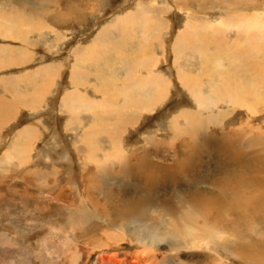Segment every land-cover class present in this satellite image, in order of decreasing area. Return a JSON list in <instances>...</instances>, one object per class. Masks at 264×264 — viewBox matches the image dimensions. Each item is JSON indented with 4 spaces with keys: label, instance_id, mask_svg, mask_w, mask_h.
<instances>
[{
    "label": "rangeland",
    "instance_id": "obj_1",
    "mask_svg": "<svg viewBox=\"0 0 264 264\" xmlns=\"http://www.w3.org/2000/svg\"><path fill=\"white\" fill-rule=\"evenodd\" d=\"M250 18L264 23V0H0V99L19 100L0 116V264H264L253 204L196 208L237 168L236 143L264 184V33L248 40ZM102 36L131 54L105 61L109 88L89 67ZM134 85L105 103L104 87ZM71 92L88 98L74 113Z\"/></svg>",
    "mask_w": 264,
    "mask_h": 264
},
{
    "label": "bare ground",
    "instance_id": "obj_2",
    "mask_svg": "<svg viewBox=\"0 0 264 264\" xmlns=\"http://www.w3.org/2000/svg\"><path fill=\"white\" fill-rule=\"evenodd\" d=\"M133 16V15H132ZM125 18V17H124ZM134 18V17H133ZM124 20V19H123ZM135 20H136V18H135ZM121 20H119V22H120ZM133 21H134V19H133ZM229 21H231V20H229ZM228 23V22H227ZM230 23V22H229ZM222 24H223V22H222ZM231 24V23H230ZM220 25V24H219ZM225 25V24H224ZM138 27H139V25H137ZM239 27H240V29L242 30V32H244V33H247L248 34V40H252L253 39V37L254 36H252L251 35V33L250 32H254V33H261V32H263L264 33V23H262L260 20H258V19H249L247 22H246V24H240L239 25ZM225 28V27H224ZM185 32V31H184ZM240 32V31H239ZM262 33V34H263ZM242 34V33H241ZM103 37V39L104 40H106L105 38H104V36H102ZM258 37V36H257ZM264 37V36H263ZM109 38V37H108ZM102 39V40H103ZM260 39V38H259ZM98 40H101V37H100V39H98ZM100 42V41H99ZM104 42V41H103ZM122 42V41H121ZM218 42V41H217ZM106 42H104V44H105ZM96 44V43H95ZM102 44V43H101ZM103 44V45H104ZM107 44V43H106ZM105 44V45H106ZM110 44L111 43H108V45L110 46ZM101 46L102 48L103 47H105V45L104 46ZM220 45V44H219ZM95 46V45H94ZM97 46H99V45H97ZM107 46V45H106ZM114 46V45H113ZM112 46V47H113ZM215 46V45H214ZM229 46V45H228ZM93 47V46H92ZM100 47V46H99ZM100 47V48H101ZM133 47H134V45H133ZM109 48V47H108ZM113 48H118V49H120L121 51H122V46L121 45H119V44H116V46L115 47H113ZM175 48H177V47H175ZM180 48V47H179ZM223 48V47H222ZM94 49H96V48H94ZM110 49H111V47H110ZM114 49V50H115ZM216 49V48H215ZM109 50V49H108ZM119 50V53H121V51ZM184 50V49H183ZM221 50V49H220ZM111 51H113V50H111ZM214 51V50H213ZM77 52V51H76ZM108 52V51H107ZM182 52V51H181ZM223 52V51H222ZM225 52V51H224ZM228 52V51H227ZM125 53H127V52H125ZM124 53V54H125ZM178 53H180V51L178 52ZM183 53V52H182ZM181 53V54H182ZM215 53H216V51H215ZM90 54V53H89ZM95 54V53H94ZM111 54H114V52L112 53L111 52ZM124 54H122V55H124ZM209 54V53H208ZM77 55H79V52L77 53ZM92 55V58L94 57L93 56V54H91ZM128 55V54H127ZM226 55V54H225ZM183 56V55H182ZM214 56V55H213ZM247 56H249V54H247ZM78 57V56H77ZM85 57V56H84ZM83 57V58H84ZM99 57H103V56H99ZM120 57H121V55H120ZM123 57V56H122ZM125 57V56H124ZM80 58V57H79ZM86 58V57H85ZM87 58H88V56H87ZM91 59V58H90ZM201 59V58H200ZM212 59V58H211ZM248 59H250V56L248 57ZM80 60V59H79ZM95 60V59H94ZM112 60H114V59H112ZM118 60H124V59H118ZM202 60V59H201ZM204 60V59H203ZM217 61L219 60V58L218 59H216ZM96 61V60H95ZM125 61V60H124ZM213 61H215V60H213ZM98 63H99V61H97ZM96 62V63H97ZM221 62H222V60H221ZM127 63V62H126ZM213 62H211V64H212ZM254 62H251V64H253ZM82 64V63H81ZM207 64V63H206ZM213 64H216V62L215 63H213ZM250 64V65H251ZM94 67V66H93ZM99 67V66H98ZM102 67V66H101ZM207 67V66H206ZM210 67V66H209ZM208 68V67H207ZM198 69H200V67L198 68ZM215 69V68H214ZM235 69V68H234ZM92 70V69H91ZM102 70V69H101ZM211 70V69H210ZM104 71V70H103ZM200 71V70H199ZM208 71V70H207ZM215 70H213L212 72H214ZM95 72V71H94ZM96 73V72H95ZM105 73V72H104ZM108 74V73H107ZM212 74V73H211ZM204 75V74H203ZM217 75V74H216ZM215 75V76H216ZM102 76H104V75H102ZM160 76V75H159ZM184 76H186V75H184ZM210 76V75H209ZM231 76H232V74H231ZM206 77H207V75H206ZM214 77V76H213ZM228 77V81L227 80H225L224 78H222V85H225L226 83H228V85H231V83H232V78L231 77H229V76H227ZM185 79V78H184ZM197 80H199L198 78H197ZM213 80V79H212ZM215 80V79H214ZM155 81V80H154ZM160 81V80H159ZM183 81V80H182ZM210 81V80H209ZM107 82V81H106ZM161 82V81H160ZM162 82H163V80H162ZM187 83H188V81H186ZM203 82V81H202ZM158 83V82H157ZM184 83V82H183ZM190 83V82H189ZM108 85H110L109 84V82L107 83ZM153 84V83H152ZM154 84H155V82H154ZM159 84V83H158ZM185 84V83H184ZM198 84V82L196 81V84H194L193 83V86H195L196 85V87L198 86L197 85ZM212 87H213V85L212 84H210ZM218 85V84H217ZM129 86V85H128ZM128 86H125L124 88H122L120 91L121 92H131V93H138V92H140V89L136 86V85H134V86H132L131 88H128ZM155 86V85H154ZM159 86V85H158ZM167 86V85H166ZM233 86V85H232ZM245 86V85H244ZM107 87V86H106ZM196 87L194 88V94H200V93H198L197 92V90H196ZM203 87V86H202ZM217 87V86H216ZM216 87L215 88H211V90H210V92H211V94H213L214 92H215V89H216ZM256 87H257V83L256 82H252L250 85H248V87H247V89H245V90H247V91H245L244 93H245V95L248 97L251 93H255V90H256ZM153 88V87H152ZM157 88V86L155 87V89ZM159 89V88H158ZM152 90H154V89H152ZM160 90V89H159ZM158 90V91H159ZM191 90V89H190ZM201 90H203V89H201ZM114 91V90H113ZM157 91V90H156ZM161 91L162 90H160L159 91V93H161ZM206 91V90H205ZM106 92H109V91H107L106 90V88H103V95H104V93H106ZM152 92H154V91H152ZM233 92V91H232ZM238 92H240L241 93V91H239L238 90ZM76 93V95H69L68 97H65V102H64V105L65 106H69V105H71V104H73L74 102H76V101H78V100H80V101H82L83 100V102H86L87 100H88V98H86V97H82L81 96V94H78L77 95V92H75ZM97 93V92H96ZM111 93H112V91H111ZM114 93V92H113ZM193 94V93H192ZM207 94V93H206ZM137 95H140V94H137ZM155 95V94H154ZM162 95V94H161ZM109 96H111V95H109ZM194 97V96H193ZM115 98V97H114ZM156 98H157V95H156ZM203 98V97H202ZM255 98H256V93H255ZM70 99H72V100H75L74 102H71L70 101ZM158 99V98H157ZM98 100V99H97ZM106 100V99H105ZM99 101H101V100H99ZM195 101V100H194ZM129 102V101H128ZM202 102V101H201ZM81 103V102H80ZM82 104V103H81ZM199 104V103H198ZM77 105H79V104H77ZM84 104H82V106H83ZM197 105V104H196ZM200 105V104H199ZM82 106H80V107H82ZM204 106V105H203ZM76 108V110H77V107H75V106H73V105H71L70 106V108L72 109V108ZM202 107V106H201ZM68 108V107H67ZM206 108V107H205ZM70 110V109H69ZM201 110V109H200ZM206 111V110H205ZM181 116V115H180ZM183 116V115H182ZM186 118V117H185ZM79 121V120H78ZM99 122V121H98ZM81 123V122H80ZM103 123V122H102ZM117 123V122H116ZM97 133V132H96ZM100 134V133H99ZM111 134V133H110ZM92 135V134H91ZM95 134L93 133V136H94ZM86 136V135H85ZM96 136V135H95ZM99 136V135H98ZM88 137V136H87ZM94 138V137H93ZM95 139V138H94ZM93 139V140H94ZM115 146H116V144H115ZM118 148V147H117ZM239 148H240V145L238 144V143H236V144H234V146H233V151H235V152H240V153H237V154H235V156H234V158H235V162L236 161H238V165H237V168L235 169V170H232V172H228L227 171V169L225 170H223V171H221L220 173H219V175H218V177H217V179H215V180H212V183H210L211 185V188H210V186L208 187V188H210V189H205V190H207V192H204V193H201V194H199V195H201V198H199V199H197L196 200V203L197 204H199V205H196V208L197 209H201V207L202 206H204V207H208L209 208V210H208V214L210 215L211 213H212V215L216 218H218V216H222V215H224V217H226V210L228 211V210H230V209H232V210H235V209H238V211H246V210H248L249 208H250V206L253 204V206H251L252 207V211L250 212V217L251 216H256L257 218H258V214H262L263 216H264V184H262V183H259L258 181H257V179L255 178V177H253L252 176V174H251V172L243 165L242 166V164L240 163V162H242V154H241V151L239 150ZM117 151V150H116ZM89 155V154H88ZM92 155V154H91ZM98 157V156H97ZM123 157H125V155L123 156ZM87 158V157H86ZM94 158V157H93ZM114 158V157H113ZM97 159V158H96ZM95 159V160H96ZM88 160V159H87ZM88 162H90V160L88 161ZM88 164V163H87ZM86 164V165H87ZM93 164V163H92ZM85 165V166H86ZM97 165V164H96ZM231 166H232V164H231ZM231 166H229V168L230 169H232L231 168ZM264 168V166L262 165V169ZM90 170V169H89ZM157 172H164V171H157ZM92 173H94V172H92ZM263 173H264V171H263ZM172 175L174 176V173H172ZM172 175H169V176H172ZM143 178H142V180L143 179H147L148 178V176L147 175H145L144 173H143ZM155 177V176H154ZM158 177V176H157ZM208 177H209V175H208ZM169 178V177H168ZM202 178H204V177H202ZM216 178V177H215ZM208 179H210V178H208ZM208 179H206V180H208ZM212 179H213V177H212ZM96 180V179H95ZM211 180V179H210ZM262 180H264V179H262ZM95 182V181H94ZM148 182H150V179L148 180ZM96 184V183H95ZM159 185H160V183H159ZM223 185H225V186H227V187H222ZM217 186H219V188H215V187H217ZM94 187V186H93ZM149 186L147 185V188H148ZM162 187V186H161ZM90 188H91V186H90ZM214 188V189H213ZM149 189H150V187H149ZM152 191V190H151ZM156 191V190H155ZM259 191H261V193L258 195L257 193L259 192ZM113 193V192H112ZM149 197V196H148ZM246 197H248V201H246ZM132 201V199L130 198V199H128V202L130 203ZM148 202V200L146 199V198H139V202L137 203V204H133L132 203V205H133V208L131 209V210H129V213H128V211L127 212H125V214H127L128 216H133V217H138V215H137V211H134L136 208H139V209H141L142 208V206H141V204H143V203H147ZM111 203V202H110ZM230 212V211H229ZM241 213H243V212H241ZM143 214V213H142ZM249 214V213H248ZM141 215V214H140ZM144 215V214H143ZM141 217H142V215H141ZM247 217H248V215H247ZM227 218V217H226ZM242 218V217H241ZM241 218L239 219L240 221H241ZM245 219V218H244ZM247 219V218H246ZM226 220V219H225ZM218 223L220 224V222H219V220H218ZM262 248V247H261Z\"/></svg>",
    "mask_w": 264,
    "mask_h": 264
},
{
    "label": "crops",
    "instance_id": "obj_3",
    "mask_svg": "<svg viewBox=\"0 0 264 264\" xmlns=\"http://www.w3.org/2000/svg\"><path fill=\"white\" fill-rule=\"evenodd\" d=\"M105 38V37H104ZM98 39H100V38H98ZM103 39V37H101V40H97V41H95V43H94V45H93V47H92V50H93V58L90 60V63H89V67L91 68V69H93V71H95L94 73H95V75L97 76V77H100L101 79H102V81H103V84L105 85V86H107V88H109V85L107 84L108 82H110L109 80H107V78H105V73L107 72V71H109L110 69H108L110 66H109V64L110 63H107V62H105L106 60H110L111 58H116V59H126L128 56H130V55H127V53H125V52H127L126 50V47H122L123 49H122V51L120 50V49H118V48H113V47H115L116 46V44H113V43H111L110 44V46L108 45V43L106 42V40H102ZM100 41V42H99ZM106 42L105 44L107 45H105L104 44V42ZM102 43V44H101ZM105 45V47H101L102 45ZM97 45H99V46H97ZM103 45V46H104ZM114 45V46H113ZM120 45V44H119ZM113 46V47H112ZM109 47V48H108ZM110 47H111V49H110ZM94 48H96V49H94ZM109 49V50H108ZM115 49V50H114ZM111 50H113V51H111ZM119 50L121 51V53H119ZM108 51V52H107ZM79 52V51H78ZM111 52L113 53L114 52V54H111ZM95 53V54H94ZM125 53V54H124ZM122 54H124V55H122ZM120 55H121V57H120ZM99 56H103V57H99ZM123 56V57H122ZM125 56V57H124ZM96 61H95V60ZM1 60V59H0ZM7 60L8 59H4V60H2V65L3 64H5L6 62H7ZM97 61H99V63L97 62ZM97 62V63H96ZM2 65H1V67H2ZM94 66V67H93ZM99 66V67H98ZM102 66V67H101ZM102 69V70H101ZM104 70V71H103ZM105 72V73H104ZM108 73V75H109V72H107ZM102 75H104V76H102ZM4 78V77H3ZM107 81V82H106ZM130 84H132V83H129V85ZM125 87V86H124ZM123 87V88H124ZM105 88V87H104ZM114 90V91H113ZM112 90V93H111V91H109V92H106V93H104V96H105V103H107V104H109L110 102H111V98H113L114 100H115V98H116V96L117 95H119V91L121 90V89H113ZM102 91V93H103V89L101 90ZM114 92V93H113ZM121 92V91H120ZM121 94H128L129 95V97L131 96V92H121ZM69 95H76V93L75 92H71V93H69V94H67L65 97H68ZM109 95H111V96H109ZM115 97V98H114ZM128 97V99H130ZM13 100L11 101L12 103H8V104H6V101L5 102H3V100H4V98H2V99H0V102H3V103H1V105H0V116H1V111L2 110H4L5 112H9L8 111V109H7V107H10V106H12V104H17V103H19V100L17 99V97L13 94ZM127 99V100H128ZM129 103V102H128ZM21 105V104H20ZM13 107V106H12ZM13 109L15 110V106L13 107ZM71 111L74 113L75 111H76V109L73 107L72 109H71ZM120 115H122V113L120 114ZM3 120V118L2 117H0V123H3V122H1Z\"/></svg>",
    "mask_w": 264,
    "mask_h": 264
}]
</instances>
